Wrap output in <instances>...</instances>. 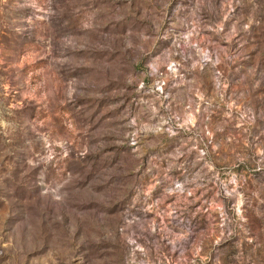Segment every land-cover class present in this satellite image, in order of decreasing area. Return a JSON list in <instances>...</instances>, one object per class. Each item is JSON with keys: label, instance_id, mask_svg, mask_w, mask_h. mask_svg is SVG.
<instances>
[{"label": "rangeland", "instance_id": "obj_1", "mask_svg": "<svg viewBox=\"0 0 264 264\" xmlns=\"http://www.w3.org/2000/svg\"><path fill=\"white\" fill-rule=\"evenodd\" d=\"M0 264H264V0H0Z\"/></svg>", "mask_w": 264, "mask_h": 264}]
</instances>
